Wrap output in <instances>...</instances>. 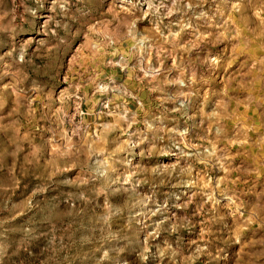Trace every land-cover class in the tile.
Here are the masks:
<instances>
[{
    "label": "rangeland",
    "instance_id": "rangeland-1",
    "mask_svg": "<svg viewBox=\"0 0 264 264\" xmlns=\"http://www.w3.org/2000/svg\"><path fill=\"white\" fill-rule=\"evenodd\" d=\"M0 264H264V0H0Z\"/></svg>",
    "mask_w": 264,
    "mask_h": 264
}]
</instances>
